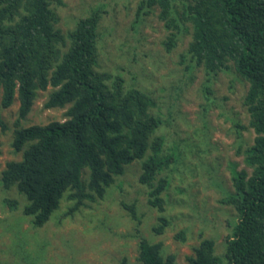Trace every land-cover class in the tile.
Listing matches in <instances>:
<instances>
[{
	"label": "trees",
	"instance_id": "obj_1",
	"mask_svg": "<svg viewBox=\"0 0 264 264\" xmlns=\"http://www.w3.org/2000/svg\"><path fill=\"white\" fill-rule=\"evenodd\" d=\"M53 5L64 2L0 0L1 105L10 108L19 101L12 146L23 153L20 161L7 163L3 186L18 187L28 199L23 213L42 227L67 193L76 200L73 209L86 199L103 198L126 166L140 160L139 181L150 189L149 204L165 213L162 195L169 180L159 176L176 157L161 156L164 139L156 136L160 122L150 113L154 100L137 88L126 90L121 77L108 83L111 76L96 70L99 13L80 19L65 36L56 28L59 18ZM154 6L166 27L176 31L165 42L169 51L191 24L192 41L182 56L188 58V68L202 66L211 80L231 63L249 84L244 104L255 139L243 154L251 172L234 167V192L222 200L234 207L237 220L230 223L223 255L216 254L215 240L206 238L189 262L264 264V0H143L139 14ZM49 86L53 90L46 107L70 105L67 119L24 126L38 91ZM159 221L154 231L162 234L168 222L162 215ZM177 238L185 241L186 233ZM138 251L141 264H176L174 254H162L161 243L141 238Z\"/></svg>",
	"mask_w": 264,
	"mask_h": 264
},
{
	"label": "rangeland",
	"instance_id": "obj_2",
	"mask_svg": "<svg viewBox=\"0 0 264 264\" xmlns=\"http://www.w3.org/2000/svg\"><path fill=\"white\" fill-rule=\"evenodd\" d=\"M142 1L63 0V6L51 8L59 18L56 28L65 36L80 19L99 13L96 70L111 76L108 83L121 77L126 90L137 88L154 100L150 113L160 122L156 136L164 139L161 156L176 157L159 176L169 180L162 195L165 213L149 204L150 189L139 181L143 169L137 160L103 198L86 199L73 209L76 200L67 193L51 219L35 227L23 213L27 197L16 185L2 184L7 163L20 161L23 153L12 146L19 101L3 108L0 98V264H121L124 259L141 264V238L161 243L162 254H174L176 264H190L206 238L215 240L216 254H224L230 223L237 220L234 207L222 202L234 192L232 169L251 172L243 154L255 139L244 104L249 84L231 63L211 80L202 66L188 68L191 64L182 56L192 41L191 24L169 51L165 42L176 31L166 27L158 6L139 14ZM52 90L38 91L24 126L67 119L70 105L46 107ZM151 154L149 150L147 156ZM83 173L86 182L88 169ZM161 215L168 225L157 234ZM182 231L185 241L177 238Z\"/></svg>",
	"mask_w": 264,
	"mask_h": 264
}]
</instances>
